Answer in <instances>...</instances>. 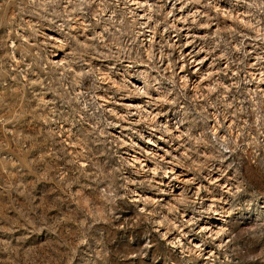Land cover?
<instances>
[{"label": "rangeland", "instance_id": "rangeland-1", "mask_svg": "<svg viewBox=\"0 0 264 264\" xmlns=\"http://www.w3.org/2000/svg\"><path fill=\"white\" fill-rule=\"evenodd\" d=\"M0 264H264V0H0Z\"/></svg>", "mask_w": 264, "mask_h": 264}, {"label": "bare ground", "instance_id": "bare-ground-1", "mask_svg": "<svg viewBox=\"0 0 264 264\" xmlns=\"http://www.w3.org/2000/svg\"><path fill=\"white\" fill-rule=\"evenodd\" d=\"M184 78V77H183ZM110 79V78H109Z\"/></svg>", "mask_w": 264, "mask_h": 264}]
</instances>
